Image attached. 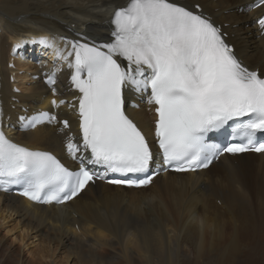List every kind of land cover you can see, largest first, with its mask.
I'll return each instance as SVG.
<instances>
[{
    "label": "bare ground",
    "instance_id": "obj_1",
    "mask_svg": "<svg viewBox=\"0 0 264 264\" xmlns=\"http://www.w3.org/2000/svg\"><path fill=\"white\" fill-rule=\"evenodd\" d=\"M252 1L178 0L189 6L199 3L203 12L228 33L236 56L248 67L264 71V35H258L252 24L261 8L246 10ZM124 3L0 0V101L4 123L15 141L63 156L67 138L60 124L25 129L20 116L26 108L49 105L51 99L70 102L72 92L68 90L71 69L65 70V63L42 66L41 59H33L36 54L42 58L46 51L39 45L28 60L19 61L22 52L14 56V46L32 36L55 38L53 42L61 48V36L95 44L110 41L113 10ZM11 59L14 68L7 66ZM38 68L42 78L44 72L49 76L56 70L55 91L47 81L26 74L29 70L36 73ZM20 69L26 73L15 75L21 89L15 93L9 73ZM51 110L73 118L65 105ZM128 113L151 135L154 117L149 106L142 104L139 109H128ZM9 223L12 228L7 233L17 230L21 241L25 237L37 240L32 251L37 259L24 261L12 250L13 240L2 236L0 264H67L70 260L73 264H264V154L224 155L204 170L159 174L139 189L95 182L60 206L34 204L0 193V228H7ZM57 251L61 256L58 260Z\"/></svg>",
    "mask_w": 264,
    "mask_h": 264
},
{
    "label": "snow or ice",
    "instance_id": "obj_2",
    "mask_svg": "<svg viewBox=\"0 0 264 264\" xmlns=\"http://www.w3.org/2000/svg\"><path fill=\"white\" fill-rule=\"evenodd\" d=\"M257 22L264 30V17ZM110 23L111 40L100 45L61 36V48L55 38L39 39L53 49L54 63L71 69V86L79 93V135H68L69 121H59L51 112L20 117L25 129L62 125L64 150L78 168L66 166L51 151L13 142L0 130V190L16 185L30 201L63 205L108 173L122 174L109 180L113 185L150 184L151 176L128 175L147 174L157 153L125 111L126 90L147 94L158 153L174 171L208 168L222 152L264 154V71L250 69L236 56L222 26L199 3L125 0L114 8ZM55 76L56 70L47 80L53 91ZM66 103L51 101L53 107ZM226 127L240 143L224 147L209 140L210 133ZM90 166L102 167L104 173Z\"/></svg>",
    "mask_w": 264,
    "mask_h": 264
},
{
    "label": "rangeland",
    "instance_id": "obj_3",
    "mask_svg": "<svg viewBox=\"0 0 264 264\" xmlns=\"http://www.w3.org/2000/svg\"><path fill=\"white\" fill-rule=\"evenodd\" d=\"M72 29H75V26H74V28H73V26H72ZM36 58V60H38V59H42L41 58V55H37L36 54V56H35ZM34 59V60H35ZM34 63V62H33ZM26 70V69H25ZM26 79H28V78H26ZM4 222H6V221H4ZM12 228V226H11V223H9L8 225H7V228H0L1 229V231H0V237H2L3 236V238L6 240H13V243H12V245H11V248H12V250L14 251V253H20V256L24 259V261H28V260H30V259H37V256L35 255V256H33L34 254H33V250H35V246H34V244H36L37 243V240L35 239V238H27V237H25V238H23L22 239V241L20 240V238H21V236L19 235V232L17 231V230H12L11 232H6V230H9V229H11ZM9 238V239H8ZM214 240H215V238H213ZM31 241H33V244H31V245H29V243L31 242ZM1 249H2V247H1ZM1 249H0V251H1ZM55 255L57 256L56 257V259L58 260V259H60L61 258V256L58 254V251L55 253ZM60 256V257H59ZM1 257V256H0ZM3 260V258H0V262ZM42 261L43 262H46V263H50L51 262V259H46V260H44V259H42ZM74 263V261H69L67 264H73Z\"/></svg>",
    "mask_w": 264,
    "mask_h": 264
}]
</instances>
